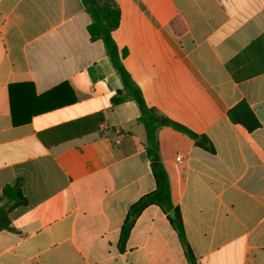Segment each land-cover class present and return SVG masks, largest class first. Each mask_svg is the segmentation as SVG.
<instances>
[{"label":"crops","instance_id":"obj_1","mask_svg":"<svg viewBox=\"0 0 264 264\" xmlns=\"http://www.w3.org/2000/svg\"><path fill=\"white\" fill-rule=\"evenodd\" d=\"M122 63L162 126L159 159L196 264H264V0H112ZM83 0H0V264H189L148 205L123 250L131 204L155 182L139 111ZM245 101L252 132L228 111ZM177 158L180 160L178 161ZM15 185L20 199L2 197Z\"/></svg>","mask_w":264,"mask_h":264},{"label":"trees","instance_id":"obj_2","mask_svg":"<svg viewBox=\"0 0 264 264\" xmlns=\"http://www.w3.org/2000/svg\"><path fill=\"white\" fill-rule=\"evenodd\" d=\"M83 4L91 17V22L87 26L89 38L91 41L100 40L102 42L109 62L121 81V89L117 90L111 97V104L117 105L125 100H131L138 108L139 116L136 121L144 129V148L151 163V171L155 182L153 191L141 197L128 208L119 232V249H124L130 230L143 209L148 205H156L166 214L167 219L175 229L189 264H196L185 238L180 213L171 201L169 179L159 159L157 131L162 126H168L193 140L196 146L210 153L214 152L213 146L205 136H198L189 129L171 122L146 105L141 91L135 85L122 63L126 50H119L112 37V32L119 25V9L117 5L112 0H83ZM228 117L231 122L241 125L248 132H252L260 126L253 110L245 101H240L232 107L228 111ZM2 197L8 201L21 198L20 191L15 185L5 186L2 190ZM2 230H12V228L10 227L8 211L0 207V231Z\"/></svg>","mask_w":264,"mask_h":264},{"label":"built area","instance_id":"obj_3","mask_svg":"<svg viewBox=\"0 0 264 264\" xmlns=\"http://www.w3.org/2000/svg\"><path fill=\"white\" fill-rule=\"evenodd\" d=\"M177 160L179 161L180 159H179V158H177Z\"/></svg>","mask_w":264,"mask_h":264}]
</instances>
